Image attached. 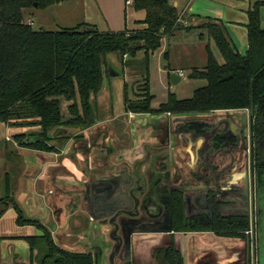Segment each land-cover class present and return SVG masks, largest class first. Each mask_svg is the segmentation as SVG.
Returning a JSON list of instances; mask_svg holds the SVG:
<instances>
[{"label": "trees", "instance_id": "16d2710c", "mask_svg": "<svg viewBox=\"0 0 264 264\" xmlns=\"http://www.w3.org/2000/svg\"><path fill=\"white\" fill-rule=\"evenodd\" d=\"M69 1L0 0V122L10 128H38L36 132L13 137L25 142L23 148L50 152L53 151L48 144L52 130L59 126H75L85 131L94 125L92 98L102 91L105 57L108 54L134 56L143 51L145 84L141 89L145 93L135 101L126 97L123 102L126 112L200 114L249 110L256 161L264 167V27L259 19L264 0L248 12L245 57L237 53L223 25L210 21L202 25L216 44L223 64H218L206 47L205 66L199 71L191 69L189 74L190 79H203L206 85L184 101L169 93L167 102L157 110L151 109L152 98L148 93V56L160 48L163 37L182 30L177 10L168 0H132L133 10L145 13L143 24L147 29L129 36L125 33L101 34L88 24L55 32L36 31L24 20L25 10L46 9ZM60 98L71 102L67 119L59 107ZM6 195L7 198L0 199V205L15 208L18 225L44 229L36 220L25 219L9 191ZM176 212L181 213V205L179 209L176 207ZM230 226L247 229L246 220L235 219ZM178 229L176 231H181ZM44 234L41 238H26L30 250L43 254L41 264H94L90 256L58 250L51 235L47 231Z\"/></svg>", "mask_w": 264, "mask_h": 264}, {"label": "flooded vegetation", "instance_id": "af4514ba", "mask_svg": "<svg viewBox=\"0 0 264 264\" xmlns=\"http://www.w3.org/2000/svg\"><path fill=\"white\" fill-rule=\"evenodd\" d=\"M113 106L111 102V111ZM96 113H94L95 122L99 120ZM238 113L216 111L200 114L171 112L133 114L125 111L126 115L160 116L164 121L161 120L162 123L159 124L163 127L170 124L173 127L171 134L168 135H171V139L188 140L192 149L197 147V144L201 145L197 147V156L171 163L166 161V156L163 154L165 151H161L160 148L148 149L145 143L140 144L141 151L140 148L134 150L141 152L139 156L132 153L128 158L124 153L109 155L106 160L107 166H103V169L107 170L106 177L104 174L92 176L87 183L88 186L82 188L89 209L96 207L100 210L99 217L102 224L97 227L103 232L107 242H110L109 245L105 242L103 248L91 243L93 236L85 243L84 240L81 241L83 249L89 248L90 252H71L63 248L59 242L56 243L46 228L40 230L35 225L30 226L39 230L43 234L41 237H44L47 231L58 250L71 255H87L91 259L95 255L96 264H116V260L124 264L136 262L147 264L146 261L151 259L155 261L158 257H162V254L164 256L160 260L161 264L189 262L193 264L196 262L195 258L200 255L199 252L186 249L188 254L185 260L180 246L181 241L183 238H189L188 235L192 238L194 235L204 233L219 240L225 239L227 242L243 244L241 246L244 247L242 252L245 264H261L260 247L256 243L263 212L257 205V194L262 184L264 167L259 166L256 161L250 133V111L243 112L241 116ZM120 120L121 118L118 121ZM95 125L96 123L90 128ZM163 127L162 130H165ZM59 133L61 132L52 135L58 136ZM70 142V147L73 148L80 143L83 147L82 152L84 153L85 149L86 154L92 148L91 141L82 135L77 138L75 135L68 144ZM50 147L53 151L46 153H59L56 146ZM84 164L88 166V162L85 161ZM186 164L189 170L185 167ZM187 171L192 173L193 180L192 178L187 180L183 176L180 184L178 179L181 178V173ZM114 174L116 176L113 178ZM115 177L116 181H114ZM192 183L196 184V187L190 186ZM180 205L181 216L176 212V207L179 209ZM52 210L56 220L58 218L61 220L63 213L67 212L61 207L57 208V205ZM67 218L70 219L71 216L67 215ZM235 219L246 220L247 229L244 231L233 229L230 223ZM87 221L93 223L96 218L90 217ZM36 222L40 223L37 220ZM176 228L181 231H176ZM91 231L97 233L96 227ZM67 235L65 245L76 246L73 239ZM156 236L160 238H155ZM134 237L135 239L151 237L147 243H154L149 245L153 249L139 252L140 248L135 247ZM187 244L188 242L186 248H188ZM27 245L30 251V264H41L43 254L38 250H30L28 243ZM103 257H106L104 261L101 260Z\"/></svg>", "mask_w": 264, "mask_h": 264}, {"label": "crops", "instance_id": "0c3cea01", "mask_svg": "<svg viewBox=\"0 0 264 264\" xmlns=\"http://www.w3.org/2000/svg\"><path fill=\"white\" fill-rule=\"evenodd\" d=\"M95 1L97 2L95 3L97 8L100 6L99 3L102 5L101 10L103 13L100 21L97 23L91 20L87 14L84 19L86 24L99 27L98 29H101L99 30L101 34H126L128 32L143 31L147 29V25L143 24L145 13L143 11L133 10L132 0ZM168 1L169 4L177 10L179 24L183 27L182 30L176 31L170 36L163 37L160 40V48L151 52L148 56V71L151 67H153L156 68L158 72L159 70L161 72V81L159 82V84H162L159 85L161 90L167 88L169 94V91L171 90L170 85H172L169 80L170 72H175L180 77L179 82H181L184 71L188 70L190 74L192 68L199 69L205 66L207 61L206 47L210 49L209 51H211V47L209 45H205L204 40L210 41L211 39L207 36L206 30L202 28V25L206 24L208 21L223 25L226 35L228 39L231 40L237 53L242 57L246 56V52L248 50V12L253 9V5L260 3L263 0ZM84 3L86 4L88 2L84 1ZM90 12L91 10L89 11V15ZM259 19L260 22L261 20L264 21V7H262L259 12ZM261 26L264 27L262 24ZM191 33L196 34L198 41H187L185 39H181L183 35ZM178 41H180V44ZM165 53H167L166 57L163 56ZM212 55L217 60L216 55L213 53ZM138 57L139 61L144 59V52L139 51ZM162 61H164L166 65L162 66ZM125 62L126 58L120 62L115 58L110 60V62L107 61V69L105 70L107 75L103 81L102 91L96 97L92 98L95 106V113L97 112L96 114L99 116V120H97L96 125L90 128V130L83 131L80 134L85 139H88V133L93 131L95 132L99 127L105 126V132L107 134L110 132L111 139L109 138L108 140H105V138H103L100 134L94 137V139L91 138L92 148H90L88 157L85 155L82 156L85 160L89 159L88 161L86 160V162H88V166L84 163V165L81 166V164L76 162H72L69 166L67 163H58L59 157L65 153V150L67 151L71 142L66 146V148L68 147L67 149L65 148L57 154L46 152L42 153L29 149L26 150L22 147L25 142L14 140L13 137L21 134H27L28 132H36L38 131V128H10L0 122V182L1 180L4 181L5 193L9 191L11 197L14 198V200H17L15 202L18 204L19 208H21L23 214L25 213V217L27 216L25 219L39 221L43 227L49 231L56 243V237H58L59 231L65 228L68 222V213L65 212L64 214L66 215H64L63 219H61L59 223H56L52 209L55 205H57V208H62L65 203L63 199H66L71 192L70 187L73 186L69 185L71 181L76 179L75 181L78 182L77 185H82L84 187L88 186L87 183H89L92 176L104 174L106 177L107 170H104L103 166H107L106 160L109 155L124 153L126 158H128L132 153L131 151L133 149L136 150V144H127L122 146L117 144V139L122 140L124 138V134L130 135V137L134 138L136 142L138 140L139 144H142V142L145 143L148 149H162L161 151H165L163 154H165L167 162H180L183 158H185V160H189L198 154L197 147L192 149L193 151L190 150L192 145L188 140H183L182 138L174 140L171 139V135L168 136L171 134V130L173 128L170 124L164 126L165 130H162L163 125L158 123L156 126H151L150 129L149 126H147L148 128L146 127L145 129L140 130L138 126L133 130H129V132L127 131L126 125L130 124L129 120H133V117H137L138 115H126L123 101L126 97L130 101H135L136 98H139V96H143L145 92L143 93L141 88L145 84L143 79L145 77L136 78L133 83H135V85H140V90L136 93L134 99L129 98L125 92V87L123 86V91H121L116 82V78L121 75L117 73V69L118 71L122 69L123 77H126L127 79V73L124 67ZM167 65H169V69L167 68ZM165 76L168 80L167 87ZM148 89L149 96L153 100L156 98V95L153 92L155 89L152 88V84L150 85L149 78ZM114 90H116V101H118V104L122 101L121 105H123L118 112L114 109V106L113 111H111V102H114ZM168 94L164 100L163 98L158 97L160 102L156 108H152L151 101V109L157 110L161 105L165 104L168 99ZM186 99L190 98L178 100L184 101ZM100 105H103V107L105 106L102 110L103 113L105 112L103 116H100L102 112L99 114ZM227 112L246 113L247 111L232 110ZM119 118H121L120 121H118ZM152 120L155 122H161L155 117H153ZM140 122V124H144L146 121L141 119ZM162 140H164V142L160 144L159 142ZM154 141H156L155 145H153ZM115 143L117 144V149L114 151L113 144ZM185 167H187V164ZM68 168L70 170L72 168L69 178L67 177V173L69 171ZM75 168L77 172H73V170L75 171ZM187 168L189 170V167ZM81 170L83 173H79ZM114 176H116V174L113 175V178ZM183 176L186 177L187 180H190L191 178V180H193L192 173L187 171L186 173H181V178L179 177L180 179H178L180 184L184 178ZM114 181H116V177ZM190 186L196 187V184L192 183ZM56 193L58 196H56ZM15 197L17 199H15ZM16 218L17 213L14 207L4 208L3 205H0V264H30V251L28 250L26 238L41 237L43 235L34 226L18 225ZM188 236L189 238H183L180 246L182 247L185 260H187L188 251L193 250L196 251V253L199 252L200 255L195 258L196 262L193 264H204L206 260L209 263L205 264H215L214 262H216V264H220L225 257V255L221 254L223 251L219 250L220 247H222L223 250L227 251L230 255L235 254L237 251H243L244 248L237 242L232 241L231 243V241L227 242L225 239L219 240L212 237L210 234H198L192 236V238H190L191 235ZM186 242H188V248L185 246ZM64 246L62 247L64 248ZM186 249L188 251H186ZM188 264H190V262Z\"/></svg>", "mask_w": 264, "mask_h": 264}, {"label": "rangeland", "instance_id": "374dc122", "mask_svg": "<svg viewBox=\"0 0 264 264\" xmlns=\"http://www.w3.org/2000/svg\"><path fill=\"white\" fill-rule=\"evenodd\" d=\"M88 2V3H84ZM97 3L95 0H70L69 2L66 3H61L46 9H28L24 11V20L27 24H29L34 30L39 31V30H45L48 32H55V31H61L64 29H71V28H75L78 25H82L85 24L87 25L85 22L84 17H86V14L90 17L91 20L95 21V22H99L102 16L103 11L101 10L102 5L101 3L99 8H97L96 4ZM89 5V6H88ZM91 8V9H90ZM90 15H89V11ZM262 25L264 26V21L261 20ZM90 26L95 27L94 25L88 24ZM98 32L100 33L98 29L99 27H95ZM135 32H128L126 33V36L135 34ZM186 37V38H184ZM198 37H196V34H185L182 36L181 39H185V40H197ZM198 41V40H197ZM178 43L180 44V41H178ZM177 43V44H178ZM205 45H209L211 47V51L214 55H216L217 57V62L218 64H223V58L222 56L219 54L218 49L216 48L215 44L213 43L212 40L207 41L204 40ZM196 45V44H194ZM210 50V49H209ZM139 52V51H138ZM138 52L135 53L134 56H130L128 54L121 56L120 54H108L103 62L102 65V74H103V79L106 77V72L105 70L107 69V61L110 62V60H112L113 58H115L117 61H122L124 58H126V62L124 63V67L126 69V73H127V79L126 77H123V73H122V69H120L118 71L117 69V73L121 74L120 77L116 78V82L118 84L119 89H121V91H123V86L125 87V92L128 95L129 98L134 99L136 96V93L140 90V85H135V83H133L137 77H144L145 73H144V64L143 61L144 59H141L139 61V57H138ZM211 53V55H212ZM163 60V59H162ZM205 63V62H204ZM162 66L166 65L164 61H162ZM192 69H196L199 71V69L197 68H192ZM156 68L151 67L149 69L148 73V78L150 81V85L152 84V88L155 89V91H153L156 95V98H154L152 100V108H156L159 105V98H164L167 96L168 94V90L167 88L164 90H161V88H159V82L161 81L160 78V70L159 72L157 71ZM164 73V72H163ZM144 79V78H143ZM128 80V82H127ZM165 82H166V87L168 86V80L165 76ZM125 81V82H124ZM125 83V84H124ZM206 82L203 79H190L189 78V72L188 70L184 71V75L181 79V82H179L177 85H170L171 90L169 91V93L175 95L176 98L178 99H184V98H191L193 96L194 91L200 89L202 86H205ZM115 92L116 90H114L113 92V97H114V109L117 110V112L119 111V109H121V103L118 104V101H116L115 98ZM159 97V98H158ZM122 98V97H121ZM71 104V102H67L64 98H60L59 99V107L61 109V113L63 114V117L65 119H67L69 117L68 115V106ZM103 108H105V106L103 107V105H100V111L99 114L100 116H103ZM241 114H244L243 112H239L238 115L241 116ZM155 118L158 119V121L162 122L164 121L163 118H161L160 116H153ZM151 116L148 115H138L137 117H133V120H129L130 124L126 125L127 131L129 132V130H133L135 128H137L139 126V129H145L147 126H149V129L151 128V126H156V124L160 123V122H155L154 120H152ZM164 117V116H163ZM144 119L146 122L144 124H140V120ZM235 121V119H234ZM161 122V123H162ZM126 124V123H124ZM18 128V127H17ZM148 128V127H147ZM105 126L103 127H99L95 132H90L87 134V140L91 141V138L94 139V137L98 136V134H100L103 138H105V140H108L109 138L111 139V135L110 132L109 134H107L105 132ZM99 131V132H97ZM93 133V134H92ZM123 139H117V144L119 146L122 145H127V144H136L135 148L136 150L138 148H140L141 151V146L137 142L134 140V138L130 137V135H123ZM113 138V137H112ZM92 139V140H93ZM119 141V142H118ZM162 142H164V140L160 141L159 143L161 144ZM156 141H154L153 145H155ZM91 144V143H90ZM108 144V143H107ZM117 144H113V148L114 151L115 149H117ZM201 145H198L197 147L199 148ZM1 147V146H0ZM3 147V146H2ZM151 147V146H150ZM68 148V147H67ZM66 148V149H67ZM112 148V147H111ZM153 148V146H152ZM187 149V147H186ZM135 149H133L131 152L133 155L136 154V156H139V153L141 154V152L138 150L137 152L134 151ZM190 150H192V148L190 147ZM83 151V147L80 143L74 145L73 147H69L67 149V151L65 150V153L59 157L58 159V163H67V165L69 166L72 162H76L82 165H84V161H88L89 159H84V157H82L83 155L88 157V154H86V150L84 149V153ZM111 161V160H110ZM112 162V161H111ZM77 168V167H76ZM75 168V171L73 170V172H77ZM68 173H67V177L69 178L71 175V170L68 168ZM79 173H83V171L81 170ZM73 179V178H72ZM74 180V179H73ZM76 180V179H75ZM74 180V181H75ZM262 184L259 188L258 191V199H257V205H259V207L261 208V212H263L262 217L260 219V225H259V235H258V239H257V245L260 247V254L259 257L261 259V264H264V176L262 177ZM71 181L69 183V185H73L70 187L71 192L70 194L66 197V199H63V201H65L64 205L62 206L64 211L68 212V215L71 216L70 219H68V222L65 226V228H63V230L59 231L58 233V238H57V242H59L60 244L65 245V238L67 233H70L69 236L71 239H73V243H76L74 247H71L70 244L65 245L66 249H68L71 252H90L89 248L83 249V244H82V240L83 243H85V241H88V239H90V237H93V242H91L92 244L94 243V245L103 248V244H106L105 242H107L106 237L103 235V232L100 231V229L97 227L99 225L102 224L101 218L99 217V213L100 210H98L96 207H93V209H89V207L87 206V201H86V196H85V192L82 191V188H84V186L82 185H77L78 182H74ZM0 191H1V195H0V199H5L7 198V195L5 193V188H4V181L1 180L0 182ZM84 196H83V195ZM56 196H58V194L56 193ZM54 196V197H56ZM17 197V196H16ZM15 197V199H17ZM17 201V200H15ZM61 201V202H63ZM61 208V209H62ZM61 215V213H60ZM59 215V216H60ZM66 215V214H65ZM24 218H27V216L25 217V213L23 214ZM64 217V213L61 216V219H63ZM90 217H95L96 221L93 223H90L87 221V218ZM58 218V217H57ZM69 218V217H68ZM59 218L56 220V223H59ZM96 227L97 233H92L91 230H93V228ZM155 238H160V236H156ZM68 241L69 238L67 237ZM144 239V240H141ZM151 237H141V238H136L134 237L133 241L135 247H139L141 251H149L150 249H153L152 247H149V245H153L154 243H147L148 240H150ZM242 243V242H241ZM110 242H107L106 245H109ZM89 245V244H88ZM243 245V244H241ZM107 247V246H106ZM108 248V247H107ZM73 250V251H72ZM220 251H223V253H221L222 255H225V257L223 258L222 262H220V264H245V260L243 259V252L242 251H237L235 254L230 255L228 254L227 251H224L222 247H220L219 249ZM106 255V254H105ZM162 257H158L157 260L154 261V259L148 260L145 263L147 264H161L160 260L163 258L164 254L161 255ZM107 257V256H106ZM106 257L101 258V260H105ZM41 259V258H40ZM147 259V258H146ZM144 259V260H146ZM108 261V259H107ZM115 261V260H114ZM143 261V260H142ZM215 261V260H214ZM205 263H209L207 260ZM204 263V264H205ZM216 264V262H214ZM116 264H124L123 262L119 263L116 260ZM135 264H141L139 262H136Z\"/></svg>", "mask_w": 264, "mask_h": 264}, {"label": "water", "instance_id": "95a60500", "mask_svg": "<svg viewBox=\"0 0 264 264\" xmlns=\"http://www.w3.org/2000/svg\"><path fill=\"white\" fill-rule=\"evenodd\" d=\"M169 80L172 85H177L180 81V77L175 72H170ZM58 131L61 132L58 136L52 135ZM81 132H83V130L80 127L59 126L50 132L49 139L51 142H49V146H56L58 151H63L65 146H67L68 141L72 140L75 135L80 134ZM93 261L94 264H96L97 259L95 255H93Z\"/></svg>", "mask_w": 264, "mask_h": 264}, {"label": "built area", "instance_id": "2783aa9c", "mask_svg": "<svg viewBox=\"0 0 264 264\" xmlns=\"http://www.w3.org/2000/svg\"><path fill=\"white\" fill-rule=\"evenodd\" d=\"M127 3H129V2H127ZM182 76V75H181Z\"/></svg>", "mask_w": 264, "mask_h": 264}]
</instances>
